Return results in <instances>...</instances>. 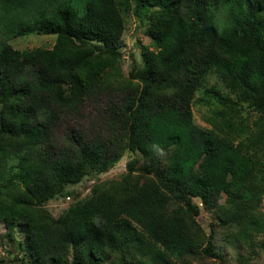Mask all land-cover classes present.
<instances>
[{
    "label": "trees",
    "instance_id": "1",
    "mask_svg": "<svg viewBox=\"0 0 264 264\" xmlns=\"http://www.w3.org/2000/svg\"><path fill=\"white\" fill-rule=\"evenodd\" d=\"M132 10L151 45L126 79L117 44ZM0 31L56 36L51 48L0 46V222L19 250L0 264H170L168 253L253 264L264 251V0H0ZM212 69L229 89L208 91L213 129L192 107ZM125 79L136 91L111 108L110 135L57 153L62 112L125 91L114 87ZM127 150L118 177L84 197L67 190ZM58 196L74 200L54 216Z\"/></svg>",
    "mask_w": 264,
    "mask_h": 264
},
{
    "label": "rangeland",
    "instance_id": "2",
    "mask_svg": "<svg viewBox=\"0 0 264 264\" xmlns=\"http://www.w3.org/2000/svg\"><path fill=\"white\" fill-rule=\"evenodd\" d=\"M125 16L127 22L126 29L117 45L120 46L119 50L123 53L120 62L121 71L123 76L128 79L130 71L133 68V55L137 59L141 70L145 68L142 47L151 45V37L147 30L148 20L144 14L136 15L132 10L130 13L125 14ZM4 35V32L0 31V46L4 42H8L18 49L51 48L56 41L55 35L31 34L12 39H7ZM126 79L114 84V87H122L125 91L114 88L109 89L108 91H104V93L94 94L81 105L68 108L62 112L54 133L55 151L57 153L66 154L68 150L73 149L77 144L92 142L97 139L104 140L110 135L108 121L110 114H112L111 108L119 106L122 98L125 97V93H134L136 91V85L127 84ZM137 86H139V89L141 88L140 81H137ZM211 88L220 90L223 93L229 90L226 82L216 69L208 72L204 85L195 94L192 107L195 122L201 127L213 129V124L209 119L213 114V110L217 108V102L215 99H209L213 95V93L208 92H213V89L210 90ZM244 113L253 119L257 118V114L252 110L246 109ZM110 137L114 138L113 135ZM122 154L120 158L114 160V163L109 166L106 172L89 173L80 183L67 185V190H74L80 197H84L90 193L95 182L118 177L122 172L127 170L129 162L135 158V155L128 150ZM73 200V196H58L48 202L47 209L54 216H59ZM225 200L226 195L223 194L220 201L224 202ZM261 211L264 213V200ZM209 214L204 212L202 218L209 220L211 216ZM16 236L8 225L0 222V259L6 257L10 259L11 263V258L19 253L18 242L15 239ZM257 255L258 257L253 261V264H264V251L261 248L258 249ZM167 258L170 264H188L192 259L194 260L190 264H218L215 260L206 256L178 261L176 257L168 253Z\"/></svg>",
    "mask_w": 264,
    "mask_h": 264
}]
</instances>
